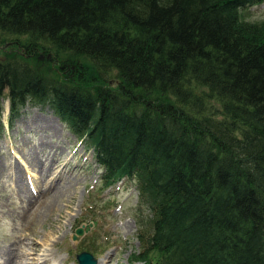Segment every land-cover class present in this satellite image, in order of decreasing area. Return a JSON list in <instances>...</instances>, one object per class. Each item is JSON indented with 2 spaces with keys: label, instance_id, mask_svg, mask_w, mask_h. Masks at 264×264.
Returning <instances> with one entry per match:
<instances>
[{
  "label": "trees",
  "instance_id": "16d2710c",
  "mask_svg": "<svg viewBox=\"0 0 264 264\" xmlns=\"http://www.w3.org/2000/svg\"><path fill=\"white\" fill-rule=\"evenodd\" d=\"M263 1L0 0V132L5 98L9 126L48 105L103 188L134 179L130 262L264 264V19L241 15Z\"/></svg>",
  "mask_w": 264,
  "mask_h": 264
},
{
  "label": "rangeland",
  "instance_id": "374dc122",
  "mask_svg": "<svg viewBox=\"0 0 264 264\" xmlns=\"http://www.w3.org/2000/svg\"><path fill=\"white\" fill-rule=\"evenodd\" d=\"M241 15L251 22L264 19V1ZM37 59L36 67L56 79L54 54L37 53ZM9 113L5 98L0 132V251L13 254L8 264H77L76 254L82 250L92 253L98 263L137 264L129 260L140 250L138 234L150 232V216L138 204L134 179L103 188L92 148L48 105L27 104L13 117L12 126L7 123ZM22 186L27 197L16 191ZM54 191L62 196L52 203ZM89 222V230L73 240L75 228Z\"/></svg>",
  "mask_w": 264,
  "mask_h": 264
},
{
  "label": "bare ground",
  "instance_id": "6f19581e",
  "mask_svg": "<svg viewBox=\"0 0 264 264\" xmlns=\"http://www.w3.org/2000/svg\"><path fill=\"white\" fill-rule=\"evenodd\" d=\"M15 157H18V155H15ZM30 157V156H29ZM27 160H29V159H27ZM35 161V160H34ZM40 168V167H39ZM30 174H32V175H34L33 173H30ZM42 175V174H41ZM28 178H30L31 179V177H28ZM48 180V179H47ZM32 183L34 184L35 183V181H33V179H32ZM65 189V188H64ZM19 194H22V195H24V197H27V195L25 194L26 193V191H25V189H24V187L22 186L21 188H17V190H16ZM63 192V191H62ZM62 193L61 192H56L55 193V191H54V193L53 194H51L50 196L51 197H53L52 198V203H54V202H56L57 201V198H59L60 197V195H61ZM49 196V197H50ZM62 196V195H61ZM68 198H69V196H68ZM48 199V196L47 197H45L44 198V200L46 201ZM47 202V201H46ZM44 203V202H43ZM66 203V202H65ZM49 204V203H48ZM60 204V203H59ZM63 204V203H62ZM67 204V203H66ZM64 205V204H63ZM53 206V205H52ZM59 206V205H58ZM20 207V206H19ZM42 207V206H41ZM60 207H62V206H60ZM69 207V206H68ZM65 209V208H64ZM50 212H52V211H50ZM43 213H45V212H43ZM51 214V213H50ZM58 215V214H57ZM66 216V215H65ZM125 226V225H124ZM53 228V227H52ZM32 233V232H31ZM44 233H45V231H44ZM37 234V233H36ZM49 234V233H48ZM117 234V233H116ZM46 236V235H45ZM39 237V236H38ZM37 237V238H38ZM34 238V237H33ZM36 238V237H35ZM30 240V242H31V239H29ZM45 241V240H44ZM25 242V241H24ZM53 243V242H52ZM15 244H16V242H15ZM19 244H20V242H19ZM59 244V243H58ZM24 245V244H23ZM1 246V245H0ZM27 246V245H26ZM25 246V247H26ZM35 246H41L40 244H35ZM53 246V245H52ZM2 247V246H1ZM17 247V246H16ZM46 247V246H45ZM19 247H17V249H18ZM23 248V247H22ZM21 248V249H22ZM37 248V247H36ZM7 249V248H6ZM29 249V248H28ZM33 249V248H32ZM42 249V248H41ZM13 250H15V249H13ZM27 250V249H26ZM34 250H35V248H34ZM11 251V250H10ZM19 251V250H18ZM24 251V250H23ZM37 251V250H36ZM42 251V250H41ZM56 251V250H55ZM22 252V251H21ZM28 252H31V250L30 251H28L27 250V252L26 253H28ZM38 252V251H37ZM12 253L11 252H8V251H0V264H8L9 262H10V260H11V257H12ZM16 255V254H15ZM30 255H33V254H30ZM17 256V255H16ZM39 256V255H38ZM59 256V255H58ZM61 256V255H60ZM21 257V256H20ZM35 257V256H34ZM24 258H25V256H24ZM33 258V257H32ZM31 258V259H32ZM26 259V258H25ZM20 260V259H19ZM14 261V260H13ZM25 261V260H24ZM17 262V261H16ZM27 262V261H26ZM20 263V262H19ZM18 263V264H19ZM96 264H102L101 263V261L98 263V261H97V263Z\"/></svg>",
  "mask_w": 264,
  "mask_h": 264
},
{
  "label": "water",
  "instance_id": "95a60500",
  "mask_svg": "<svg viewBox=\"0 0 264 264\" xmlns=\"http://www.w3.org/2000/svg\"><path fill=\"white\" fill-rule=\"evenodd\" d=\"M91 223L89 224H82L75 228L74 233L72 234L73 240H78L85 231L89 230ZM76 261L77 264H96L97 260L95 257L88 251H81L80 253L76 254Z\"/></svg>",
  "mask_w": 264,
  "mask_h": 264
}]
</instances>
